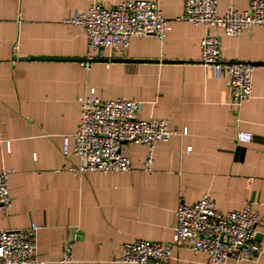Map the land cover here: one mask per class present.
I'll return each mask as SVG.
<instances>
[{"label":"crops","instance_id":"obj_1","mask_svg":"<svg viewBox=\"0 0 264 264\" xmlns=\"http://www.w3.org/2000/svg\"><path fill=\"white\" fill-rule=\"evenodd\" d=\"M120 1L0 0V171L10 172L12 199L7 213L0 210V228L40 226L31 264H132L118 260L121 244L172 243L176 208L207 193L220 212L255 202L254 241L264 248V27L227 36L175 20L184 0H153L168 20L164 41L132 36L125 52L104 50L86 70L85 33L67 20L94 3ZM249 1L218 0L217 10L245 9ZM205 34L219 37L221 59L255 65L252 95L239 106L220 68L198 63ZM90 90L101 99L140 101L141 118L163 119L186 133L157 142L150 171L143 168L147 148L123 143L130 172L74 174L68 169L79 164L74 141L65 157L63 136L77 130L78 98ZM239 130L252 140L238 141ZM67 241L72 260L62 262ZM207 262L203 252L173 246L166 264ZM226 264H264V253Z\"/></svg>","mask_w":264,"mask_h":264},{"label":"built area","instance_id":"obj_2","mask_svg":"<svg viewBox=\"0 0 264 264\" xmlns=\"http://www.w3.org/2000/svg\"><path fill=\"white\" fill-rule=\"evenodd\" d=\"M218 0H184L182 12L175 17L194 25L220 28L227 36H239L252 26L264 27V0H250L247 8L229 5L223 13L217 10ZM167 18L153 0H122L110 7L92 4L86 11L67 20L83 29L87 40L86 56L81 65L86 70L101 52H125L132 36H153L160 42L166 36ZM17 45L12 46L16 50ZM198 63L217 65L230 86L231 102L239 106L252 95V73L255 65L246 61L221 59L220 39L205 34L199 43ZM80 120L77 130L63 136L62 153L73 154L78 165H70L74 174L85 172H130L131 160L121 153L123 143L140 144L147 148L144 170L150 171L157 142L172 135L186 133V128L172 129L159 118L143 119L139 113L141 102L132 99H101L94 90L79 96ZM250 132L239 130L236 139L250 142ZM8 170L0 171V210L7 213L12 205L8 190ZM259 214L255 202L248 201L241 209L220 212L207 193L192 204H180L175 210L172 243L138 240L121 244L120 262L132 264H166L172 258V248L188 247L203 252L207 264H226L229 257L236 261L255 260L264 253L262 245L254 241ZM40 226L6 230L0 228V264H31L36 262L33 234ZM72 260V242L63 245L62 262Z\"/></svg>","mask_w":264,"mask_h":264},{"label":"rangeland","instance_id":"obj_3","mask_svg":"<svg viewBox=\"0 0 264 264\" xmlns=\"http://www.w3.org/2000/svg\"><path fill=\"white\" fill-rule=\"evenodd\" d=\"M131 144H134V143H131Z\"/></svg>","mask_w":264,"mask_h":264}]
</instances>
